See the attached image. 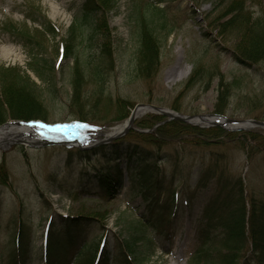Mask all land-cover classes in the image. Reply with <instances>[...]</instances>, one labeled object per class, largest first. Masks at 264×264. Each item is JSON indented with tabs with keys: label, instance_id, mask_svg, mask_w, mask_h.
I'll list each match as a JSON object with an SVG mask.
<instances>
[{
	"label": "rangeland",
	"instance_id": "rangeland-1",
	"mask_svg": "<svg viewBox=\"0 0 264 264\" xmlns=\"http://www.w3.org/2000/svg\"><path fill=\"white\" fill-rule=\"evenodd\" d=\"M94 1L98 11L89 24L80 26L84 0H0V122L18 119L20 111L31 105L43 115L35 119L62 124L75 138H53L43 145L22 140L0 147V252L14 246L21 224L26 228L22 236L33 245L31 264H43L40 251L49 221L56 226L64 218H85L82 223L88 227V236L110 254L117 246H125V239L134 240L146 204L141 193L132 192L130 180L125 178L124 187L106 197L79 194L73 184L108 160L99 153L83 158L76 150L87 152L107 144L100 140L125 123L140 103L188 115L218 113L233 119L264 120V63L244 64L237 53L243 31L237 25L228 28L223 24L232 17L223 15L231 0H147L162 8L156 16L144 9L145 0ZM243 1L253 17L264 12V0ZM71 25L79 27L70 32ZM148 30L158 41V63L146 73L140 48L142 31ZM8 46L15 51L3 55ZM218 107L222 113L215 111ZM150 113L157 114L140 113L118 137L151 134L161 122L176 119L157 114L159 123L140 128ZM220 127L264 135L263 127ZM91 135L94 139L90 141ZM165 135L167 143L157 149L176 156L178 165L214 160L241 175L247 196L252 194L264 203V143L248 157L247 147L236 138L204 145L194 143L189 133ZM76 138L84 142H76ZM137 142L156 149L152 143ZM170 164L160 166L172 169ZM209 196V191L200 193L192 205L177 197L169 229H163L164 233L156 227L147 230V236L155 237L146 254L135 238L136 250L144 252V264L188 263L199 246L195 218ZM209 250L212 264H226L220 258L223 248Z\"/></svg>",
	"mask_w": 264,
	"mask_h": 264
},
{
	"label": "trees",
	"instance_id": "trees-1",
	"mask_svg": "<svg viewBox=\"0 0 264 264\" xmlns=\"http://www.w3.org/2000/svg\"><path fill=\"white\" fill-rule=\"evenodd\" d=\"M82 4L80 26L89 24L92 15L99 9V5L94 0H84ZM143 7L147 8L149 14L154 13L155 16L162 12V8L151 5L147 0L144 1ZM138 9L141 7L138 6ZM223 12V15L232 14L231 19L223 23L225 27L237 25L243 31L236 51L242 56L244 64L264 63V12L253 17L243 0H231ZM72 27L76 29L79 25L76 27L71 25L70 32L73 30ZM46 28L48 31L51 30L49 27ZM151 31H142L141 34L140 58L143 60V70L146 73L158 63V41ZM71 36L70 33V39ZM70 45L71 42L67 43V46ZM220 108L215 111L222 113ZM36 117L42 118L43 115H39L37 109L31 105H27V110H21L17 116L26 120ZM1 118L0 113V120H3ZM144 119L145 121L143 120L139 125L140 128H150L153 123L161 121V117L153 113ZM172 132L180 135L189 133L194 143L204 145H210L216 139L227 141L236 138L242 146L247 147L248 157L253 156L264 143V135L254 131L234 132L220 126L201 128L173 119L158 124L151 134L135 133V137L131 139L118 137L107 144L97 145L87 152L76 150L83 158L99 153V156L101 154V157L108 159L98 171L82 174V177L76 178L73 184L76 192L87 195L97 194L101 197L110 196L121 190L124 179L127 178L131 181L132 192L141 193L142 200L146 204L144 210L146 213L141 215L139 230L134 240L125 239V246L120 245L122 248L117 246L113 254L108 253L105 246L101 248L98 243L94 244V239L88 236V227L82 223L85 218L79 220L64 218L56 226L53 221H49L40 251L44 264H144L142 255L144 252L136 250L135 238L138 237L140 245H137L144 249L146 254L153 247L155 237L147 236V230L149 228L154 230L156 227L164 233L163 229H169L173 224L170 217L176 214L174 212L176 198L180 197L186 205H192L195 198L204 191H209L210 196L202 208L203 211L195 218L196 239L199 246L192 252L187 264H212L213 255L209 248L215 246L225 250L220 256L223 263L237 264L241 261V264H264V203L262 204L260 199L256 200L252 194L251 197L247 196L241 175L231 173L226 166L218 165L214 160L204 159H198L196 166L188 163L178 165L176 156L158 150L160 145L168 141L164 137L165 134ZM137 139L154 144L156 149L140 146ZM108 154L109 158L106 156ZM119 158L124 159V163ZM162 162L171 163L173 168L161 167ZM25 229V226L18 225L15 244L0 252V264H30L33 261L32 242L22 236V231ZM143 241L146 242L145 245H141ZM247 246L248 252L245 251ZM92 248L95 249L89 254Z\"/></svg>",
	"mask_w": 264,
	"mask_h": 264
},
{
	"label": "water",
	"instance_id": "water-1",
	"mask_svg": "<svg viewBox=\"0 0 264 264\" xmlns=\"http://www.w3.org/2000/svg\"><path fill=\"white\" fill-rule=\"evenodd\" d=\"M139 109H145L146 111L144 112H155L157 114H164L166 115L169 119L172 118H176L179 119L181 121H185L187 123H192V124H198V125H203L201 123H196L194 122V120L200 121V122H205L204 125H220L224 128H229V129H248L250 127H263L264 128V120H255L252 118H248V119H233V118H229V117H225L221 114H217V113H204V114H193V115H188V114H184V113H178L175 110H170L166 107L163 106H157L155 104L149 103V104H139L138 106H136L131 112H130V116L128 117L127 121H126V127L121 130L120 132H118V134H113V135H108L105 136L104 139L100 140L103 142H107L118 138V136H121L122 134H124L125 132H127L129 130V128L131 127V123L133 122V120L137 117V115L135 114L136 110ZM142 113V112H141ZM208 117H218L220 118L222 121L219 122L217 120L215 121H208ZM31 123H39V124H45L43 122H41L40 120L37 119H31L30 121H26V120H9L7 122H4L2 124H0V128L2 127H9V125H13V126H17L18 128H20L23 125H29ZM226 124H230L233 127H229ZM203 125V126H204ZM48 126V125H47ZM22 140L20 139H11L9 143L7 144H1L0 143V147L5 148V147H9L12 143L15 142H21ZM48 141V140H46ZM45 140H43L42 142H38L36 141L37 145L40 144H44L47 143Z\"/></svg>",
	"mask_w": 264,
	"mask_h": 264
},
{
	"label": "bare ground",
	"instance_id": "bare-ground-1",
	"mask_svg": "<svg viewBox=\"0 0 264 264\" xmlns=\"http://www.w3.org/2000/svg\"><path fill=\"white\" fill-rule=\"evenodd\" d=\"M15 50L8 46L6 48H3L2 54L7 55L13 53ZM146 111L145 109H139L136 110L135 114L139 115L141 112ZM208 121H219L222 120L218 117H208ZM196 123L205 124V122H200L197 120H194ZM229 127H233L230 124H226ZM126 127V122L118 125V127L114 128L110 132L107 133V135H113L118 134L121 130H123ZM31 136L32 138H29ZM94 135H91L89 138L90 141L93 140ZM20 139L27 142H32V140H36L38 142H42L43 140H51L53 138L59 139V140H67V141H73L72 135H69L66 132V129H63L62 126L59 125H53V126H47L45 124H39V123H31L29 125H23L20 128L17 126L9 125V127H2L0 128V143L1 144H7L10 142L11 139ZM77 142L83 143L84 139L76 138Z\"/></svg>",
	"mask_w": 264,
	"mask_h": 264
}]
</instances>
